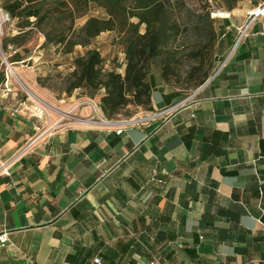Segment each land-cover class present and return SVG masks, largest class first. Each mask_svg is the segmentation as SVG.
I'll use <instances>...</instances> for the list:
<instances>
[{"label": "crops", "instance_id": "0c3cea01", "mask_svg": "<svg viewBox=\"0 0 264 264\" xmlns=\"http://www.w3.org/2000/svg\"><path fill=\"white\" fill-rule=\"evenodd\" d=\"M263 2L221 9L217 63L234 52L183 106L149 124L67 121L0 174V264H264V15L234 46ZM150 80L151 111L188 97ZM23 98L0 96V161L34 134Z\"/></svg>", "mask_w": 264, "mask_h": 264}, {"label": "trees", "instance_id": "16d2710c", "mask_svg": "<svg viewBox=\"0 0 264 264\" xmlns=\"http://www.w3.org/2000/svg\"><path fill=\"white\" fill-rule=\"evenodd\" d=\"M198 1L200 7L188 0H0L18 29L16 35L2 40V47L7 52L10 45L18 48L33 33H41L43 48L53 46L62 55L74 54L69 70L60 74L65 92L79 89L86 97L99 96L106 118L131 117L140 109L153 110V65L163 82L183 97L217 67L213 7L208 0ZM241 1L215 0L217 8L229 11ZM92 10L97 14L88 15ZM108 31L117 34L123 47V64L116 58L111 63L99 47L90 46ZM79 46L85 51L76 53ZM26 57L17 51L12 60Z\"/></svg>", "mask_w": 264, "mask_h": 264}, {"label": "built area", "instance_id": "2783aa9c", "mask_svg": "<svg viewBox=\"0 0 264 264\" xmlns=\"http://www.w3.org/2000/svg\"><path fill=\"white\" fill-rule=\"evenodd\" d=\"M229 12L223 11L219 8H214L211 11V16L217 18L223 15H229ZM248 21L244 26L240 28V33L235 41V47L240 43L243 37L246 35L248 29L260 16L264 15V2L249 11ZM13 20L10 14L0 6V96L8 95L15 89L14 80L18 82L22 88L23 99L20 101L17 107L13 110L14 112H25L30 117L36 119L34 125V134L30 137L25 145H23L16 153H14L8 159L0 161V174L10 173L13 164L30 151L33 146L44 141L48 136H50L53 131L62 127L67 121L77 120L86 124L91 125H104L108 127L116 126L119 124H149L153 120L168 115L172 113L179 107L183 106L189 99L194 98L198 91L205 86L208 82L213 80L225 67V65L230 60L233 50L228 53V55L222 59L218 64L213 73L208 77V79L197 89H195L188 97L178 103L173 105L151 111L146 115H134L131 117L109 119L106 118L101 110L100 104L93 98L85 97L77 102L68 111L61 110L56 106L49 103L44 97L39 93L35 92L31 88H25L21 83L16 70L15 64L22 63L24 65H29L32 60L31 56H28L21 61H10L8 55L2 47V35L4 33V26L10 25ZM82 109H87L88 112L85 114L79 113ZM54 114H58V118L54 119ZM158 181L162 182L161 179ZM9 242L8 232L4 230L0 233V244L6 245ZM94 262L100 263L99 257H96ZM151 264H157V261H151Z\"/></svg>", "mask_w": 264, "mask_h": 264}, {"label": "rangeland", "instance_id": "374dc122", "mask_svg": "<svg viewBox=\"0 0 264 264\" xmlns=\"http://www.w3.org/2000/svg\"><path fill=\"white\" fill-rule=\"evenodd\" d=\"M188 2L193 7H200L198 0H188ZM208 2L212 5L213 9L217 8L218 5L216 4L215 0H208ZM91 14L96 15L97 11L92 10L88 15ZM87 16L81 18L79 22H84ZM17 33L18 29L15 26V23L5 25L1 40H3L5 37L16 35ZM43 42L44 36L39 32H35L24 45L19 46L18 48L14 45H10L8 51L5 53L8 55L10 61H13L12 56L15 55L17 51H19L22 57L30 55L32 60L30 61L29 65H24L22 63H17L14 65L19 78L23 80L26 85L29 86V88L41 94L52 105L61 110L62 108L69 109L82 98L86 97V95H84L79 89L73 90L71 93L65 92V84L62 80V77L60 76L61 73H66L69 70L74 54L62 55L56 51L55 47L53 46L49 48H43ZM177 42L180 43L181 39ZM90 46L99 47L105 57H107L111 63H113L114 58H116L118 63H124L123 47L118 43L117 34L115 32H104L100 34L92 41ZM84 51L85 48L79 46L76 53ZM151 71L154 75H161L158 68L154 65L152 66ZM26 80H33L35 88L30 87ZM39 80L43 84L40 83ZM14 85L18 91H23L22 86L15 80ZM94 99L98 101L99 96ZM79 113L81 112L79 111Z\"/></svg>", "mask_w": 264, "mask_h": 264}, {"label": "bare ground", "instance_id": "6f19581e", "mask_svg": "<svg viewBox=\"0 0 264 264\" xmlns=\"http://www.w3.org/2000/svg\"><path fill=\"white\" fill-rule=\"evenodd\" d=\"M21 82H22L21 84H22L25 88H27V89L29 88V87L26 85V83H24L22 80H21Z\"/></svg>", "mask_w": 264, "mask_h": 264}]
</instances>
